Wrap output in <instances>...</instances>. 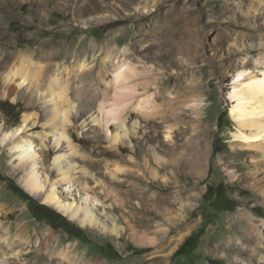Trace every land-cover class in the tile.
Here are the masks:
<instances>
[{"label":"rangeland","instance_id":"obj_1","mask_svg":"<svg viewBox=\"0 0 264 264\" xmlns=\"http://www.w3.org/2000/svg\"><path fill=\"white\" fill-rule=\"evenodd\" d=\"M253 1L264 8V0H0V47L14 58L30 52L49 55L37 60L51 65V72L72 68L68 93L86 115L105 98L106 82L113 84L116 60L125 47L133 66L151 70L149 89L157 95L150 121L132 109L127 114L143 124L135 147H111L102 133H97L100 141L93 132L80 139L75 133L80 154L71 160L89 177L80 170L74 180L79 190L58 187L65 200H78L88 180V193L99 200L96 211L109 217V225L111 216L117 219L125 227L121 236L84 227L32 195L20 182L24 169L0 136V256L6 264H264V165L261 158L254 162L252 152L236 139L229 97L233 72L259 69L255 59L263 49H243L264 34V15H245ZM234 32L241 35L240 49L232 45ZM83 55L91 58L89 69L78 72ZM186 85L197 90L188 98L179 92ZM123 93L109 96L122 102ZM27 99L24 94L16 102L0 90L3 130L19 126L25 112H43L42 103L26 107ZM82 99H88L85 106ZM192 101L200 103L196 110ZM86 106L91 110L85 111ZM165 114L172 117L163 121ZM37 151L40 171L52 172L56 151ZM115 152L136 163L120 160ZM177 152V158L171 156ZM198 155L202 164L194 169L190 161ZM115 163L138 174L113 176ZM220 183L232 199L230 209L217 210L205 198ZM25 194L72 226L42 219ZM206 221L193 254L175 256ZM130 226L140 231L133 235Z\"/></svg>","mask_w":264,"mask_h":264},{"label":"bare ground","instance_id":"obj_2","mask_svg":"<svg viewBox=\"0 0 264 264\" xmlns=\"http://www.w3.org/2000/svg\"><path fill=\"white\" fill-rule=\"evenodd\" d=\"M262 4V2H251L245 14L247 18L254 17L257 19L259 15H264ZM256 23L253 20V25L250 24L255 27ZM234 35L236 36H234L232 45L240 49L238 48V40L241 35L236 32H234ZM256 48L263 49L260 56L255 59L259 69L249 70L243 67V70L233 72L234 83L229 90V97L232 101L231 116L237 124V131L234 134L236 139L240 141L243 148L252 152L251 156L254 162L257 163L258 158H261L264 165V34L247 46H243V49H248V52ZM129 51L130 48L125 47L121 56L117 58L114 82L113 84L106 82L104 88L105 98L98 102L95 111H92L90 115H86L87 113L83 112L71 100L68 93L69 78L67 75H70L72 68L68 69L65 65L63 68L57 67L51 72V65H45L40 61L41 59H49V55L30 52L19 53L14 58V55L9 54L6 48L0 47V90L3 92V96L19 102L26 94L28 97L26 107L35 108L38 103H42L44 107L43 112L40 114L36 111L34 113L25 112L20 125L15 128L5 131L3 130L5 123H0L1 142L10 144V151L19 160L18 168L24 169V175L20 181L22 186L32 195L58 208L80 225L118 236L122 235L125 227L119 225L117 219L112 216L110 217L112 222L109 225V217H102V214L96 211L99 200L96 197H91L88 193L87 190L90 188L88 180L83 184L85 194L81 195L78 200H65L59 194L58 187L66 186L69 191H76L78 188L75 186L74 180L78 179L77 174L80 170L83 171L82 174L85 177H89L86 168L82 169L78 163L71 160V158L80 154L79 147L74 143L76 140L75 133L78 134L77 139H80L83 138L81 134L93 132L95 133L94 137L99 141L101 138L97 133H102L105 139L110 142L111 147L120 144L135 147L134 139L138 134V129L143 128V124L137 121L136 117L128 118V112L132 109L133 114L143 116L147 120L155 113V98H157V95L149 89L151 78H153L151 70L145 66L141 69L133 66L128 55ZM74 55L77 54L74 52L72 56ZM247 58L245 57V62L249 59ZM90 59L87 55H83L82 59L76 63L78 72L89 69ZM179 90L181 96L188 98L196 88L186 85L180 87ZM119 91L120 93L125 92L127 95L122 102L114 96L112 97L115 99L109 96L112 95L111 93L115 94ZM82 100L81 103L85 106L88 99ZM90 102L94 105L96 100ZM189 105H192V109L196 110L200 103L192 101ZM90 110V106L85 107V111ZM171 117V114L166 115L162 117V120L165 121L166 118ZM78 124H80V129ZM148 124L150 123L148 122ZM187 132L188 129L183 133ZM203 144L206 145L207 142L204 141ZM37 149H41L48 154L51 150L56 151L51 163L52 172L51 168L45 174L40 171ZM115 153L120 160L136 163L133 158L119 152ZM171 156L177 158L178 152L173 153ZM201 162L202 157L198 155L190 161V165L197 169L199 164H202ZM92 164L95 165L94 162ZM121 172L129 176L138 174L132 169L122 168L119 163H115L111 174L117 176ZM54 173L55 178L51 180ZM170 214H172V210H170ZM130 229L134 230L133 235L140 231L135 230L133 226H130ZM146 234L148 235V232ZM259 244L261 245V243ZM13 251L15 250L13 249ZM15 254L19 256L20 252L17 251ZM42 254L44 253L42 252ZM0 264H6L5 259H2L1 256Z\"/></svg>","mask_w":264,"mask_h":264},{"label":"trees","instance_id":"obj_3","mask_svg":"<svg viewBox=\"0 0 264 264\" xmlns=\"http://www.w3.org/2000/svg\"><path fill=\"white\" fill-rule=\"evenodd\" d=\"M212 188V189H211ZM206 195L205 198L208 201V205H211L212 207L217 206V210H226L230 209V206L232 205V199L227 195L226 192V186L223 183L218 184L215 187H211ZM25 197L28 198L30 201V208L43 219H47L49 222L57 226L56 224H59L60 226L69 229V226H72V223L69 222L64 216H62L60 213H58L55 209H52L46 205L39 204L36 200L31 198L29 195L25 194ZM217 204V205H216ZM207 210V209H206ZM207 220L211 218L210 211H206L205 213ZM208 224V221L204 223L202 228L198 230V232L191 234L188 236L185 241L182 243V245L178 248V250L175 252V256H191L193 254V251L197 248L199 244V240L201 236L204 234L206 226ZM189 264H193V262H190Z\"/></svg>","mask_w":264,"mask_h":264}]
</instances>
